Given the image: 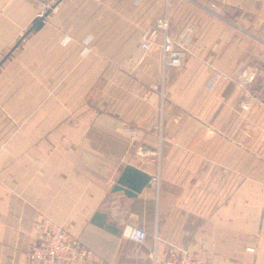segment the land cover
I'll list each match as a JSON object with an SVG mask.
<instances>
[{"label": "crops", "instance_id": "1", "mask_svg": "<svg viewBox=\"0 0 264 264\" xmlns=\"http://www.w3.org/2000/svg\"><path fill=\"white\" fill-rule=\"evenodd\" d=\"M53 4L43 27L0 66V264H27L44 215L115 263L164 264L189 248L216 264H264V0H0V59ZM165 15L167 33L186 50L181 67L163 68L157 24ZM48 42L54 66L42 60ZM96 59L131 60L139 76L126 98L101 108L90 99L79 117L73 110L84 88L73 75L93 72L78 60ZM253 62L263 66L251 86L257 96H247L236 75ZM110 71L97 72L99 85ZM144 75L165 78L148 99L134 92ZM127 163L159 173V183L136 196L113 190ZM96 210L123 230L150 228L151 238L132 240L130 252L123 232L91 222Z\"/></svg>", "mask_w": 264, "mask_h": 264}, {"label": "built area", "instance_id": "2", "mask_svg": "<svg viewBox=\"0 0 264 264\" xmlns=\"http://www.w3.org/2000/svg\"><path fill=\"white\" fill-rule=\"evenodd\" d=\"M159 27L164 31L163 51L164 64L181 66L185 58V48L176 47L174 39L167 33L169 20L167 15L158 19ZM156 28L145 30L142 34L141 46L144 50L152 47V39L156 34ZM262 63H243L236 75L237 83L242 86L247 96H257L251 90L252 83L256 80ZM248 99L243 102L248 107ZM151 180L159 183L160 174H151ZM129 239L141 244L149 237L148 231L136 224H127L123 230ZM27 264H108L89 245L85 244L80 237L70 228L61 223H55L48 216L40 220V228L37 238L28 251ZM164 264H216L211 259L200 256L189 248H180L172 251Z\"/></svg>", "mask_w": 264, "mask_h": 264}, {"label": "rangeland", "instance_id": "3", "mask_svg": "<svg viewBox=\"0 0 264 264\" xmlns=\"http://www.w3.org/2000/svg\"><path fill=\"white\" fill-rule=\"evenodd\" d=\"M97 28L99 29V32L100 34L103 32V29H102V24L101 25H98ZM116 30H118V28H115ZM128 32V36H132L134 37V35H136V30L135 28L133 27H130L128 28L127 30ZM47 36H49L48 38H50L51 36L54 37V35L56 34L53 30H50V31H47L46 32ZM142 34V33H141ZM101 43H99L100 45ZM129 46L130 44L127 43V50H129ZM175 46H177L175 44ZM47 52H46V55H43L42 57V60L43 62H47V66H54L55 65V60H56V56L54 54V43H49L48 42V45H47ZM116 51H118V48L116 46ZM162 50H163V46H162ZM186 52V50H185ZM3 55V54H2ZM3 57V56H2ZM185 59V58H184ZM84 60V59H83ZM125 59H115L112 60L110 59L109 62L107 61H103L102 59H96V60H87V61H82V60H78V66L81 67H89V68H92L93 69V72L92 73H95L96 71V74H92V73H82L79 75H76L74 76L73 75V82L74 80L77 79V82H78V86L79 88H84L83 90L81 89H78V95H79V98H78V107L77 109H74L73 110V113H77L79 117L85 115V114H88V112H90V99L93 100L95 98V101H94V105H96L98 108H101L102 106V102L103 104L105 102L107 103H114L115 100H118L119 98H126L131 91L132 88H130V79H132L131 77H135L134 75H137L135 74L136 70H135V66L136 64L134 62H131V60H126L124 61ZM184 61V60H183ZM105 62H107V64H105ZM162 63H163V68L165 67V64H164V51H163V60H162ZM183 64V63H182ZM250 64V63H249ZM182 66V65H181ZM181 66H176V67H181ZM103 67H110L111 68V71H110V75H108V77H106V82H105V86H102V85H99L101 83V81L97 80L98 78V75H97V72L98 71H101ZM137 69V68H136ZM126 73V74H125ZM92 74V75H91ZM106 76V75H105ZM105 76H102V77H105ZM139 76V75H137ZM27 77V76H25ZM33 77V76H31ZM47 77L49 78H54L55 76L54 75H48ZM69 78L71 79V76L70 75H67V76H64V78ZM100 77H101V74H100ZM142 79H138V81L144 85V87L140 86L141 88L138 87V89H134V92L136 94H138L139 96H141L143 99H148L149 98V92L152 90V89H160L161 87V84H164V79H162V83H160L159 81L157 82H150V80L148 78H150L149 75H144V76H141ZM96 79V80H95ZM112 79V80H110ZM148 82H146L145 81ZM95 80V82H94ZM91 82H94V85L96 86L97 84L99 85L100 87V90L97 92V91H93L92 92V89H90V87L93 85H90ZM49 83V82H48ZM93 85V86H94ZM103 87V88H102ZM102 89V90H101ZM65 95H71V91L69 90H66L64 88L63 90V96L65 97ZM133 131V130H132ZM130 143L132 145H137V147L141 148L143 150V155L145 154V152H149V148L146 144V141L144 139H136L135 137H133L132 135H130ZM158 149V148H157ZM159 154V153H158ZM148 233H149V238H151V229L150 228H145ZM125 239V247L128 248L130 250V252H135L136 251V245L134 244V242H132L131 239H129L127 236L124 237ZM139 253H141L142 251H138ZM143 256H146V255H143ZM147 258H151L152 260L153 257L150 256V257H145V259ZM108 264H120L118 260H116V263L114 262V259L113 260H108V259H104ZM147 264H149V261L146 262Z\"/></svg>", "mask_w": 264, "mask_h": 264}, {"label": "water", "instance_id": "4", "mask_svg": "<svg viewBox=\"0 0 264 264\" xmlns=\"http://www.w3.org/2000/svg\"><path fill=\"white\" fill-rule=\"evenodd\" d=\"M55 4L48 7L42 14L36 16L32 24L27 28L24 34L16 41L14 46L8 51L1 59L0 66L4 63V61L8 58L11 51L14 50L20 42L27 36L29 33L38 31L46 22L47 16L51 13ZM264 65V62H263ZM151 180V174L146 170L132 164L127 163L122 171L120 172L115 184L113 185V190H123L129 196H136L139 192H141ZM91 222L97 224L101 227H105L111 232L116 234H121L123 232V228L117 224L116 220H108V215L106 212L102 210H96L91 217Z\"/></svg>", "mask_w": 264, "mask_h": 264}]
</instances>
